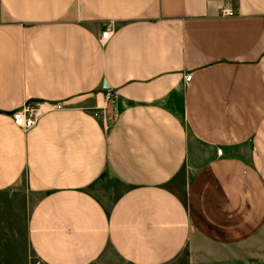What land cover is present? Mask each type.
Listing matches in <instances>:
<instances>
[{"label":"crops","instance_id":"crops-1","mask_svg":"<svg viewBox=\"0 0 264 264\" xmlns=\"http://www.w3.org/2000/svg\"><path fill=\"white\" fill-rule=\"evenodd\" d=\"M110 250L264 257V0H0V264Z\"/></svg>","mask_w":264,"mask_h":264},{"label":"built area","instance_id":"built-area-1","mask_svg":"<svg viewBox=\"0 0 264 264\" xmlns=\"http://www.w3.org/2000/svg\"><path fill=\"white\" fill-rule=\"evenodd\" d=\"M224 14H231L232 9L229 6L223 8ZM113 28L108 27L100 36V41L105 42L109 36L112 34ZM191 76L187 75L186 80H190ZM64 103L62 102H43V101H29L22 105L20 108L16 109L12 113V118L14 124L20 129H30L36 125L38 116L42 113L49 112L52 109H63ZM221 149L217 150L218 154H221Z\"/></svg>","mask_w":264,"mask_h":264},{"label":"rangeland","instance_id":"rangeland-1","mask_svg":"<svg viewBox=\"0 0 264 264\" xmlns=\"http://www.w3.org/2000/svg\"><path fill=\"white\" fill-rule=\"evenodd\" d=\"M246 246H247V249H252V248H255L254 246L256 245L254 243V240H247ZM234 259H238V258L235 257ZM248 259H249L248 264H255L256 262L258 264H264V257L263 258L259 257L258 261H256L254 255H248ZM30 262L33 264H38L36 259H34L33 257L32 258L30 257ZM95 264H126V263L125 261H123V259L118 257L114 252L110 250L99 259V262Z\"/></svg>","mask_w":264,"mask_h":264},{"label":"water","instance_id":"water-1","mask_svg":"<svg viewBox=\"0 0 264 264\" xmlns=\"http://www.w3.org/2000/svg\"><path fill=\"white\" fill-rule=\"evenodd\" d=\"M103 85H104V88H105V89H108V88H110V85H107V83H106V82H104V84H103Z\"/></svg>","mask_w":264,"mask_h":264}]
</instances>
